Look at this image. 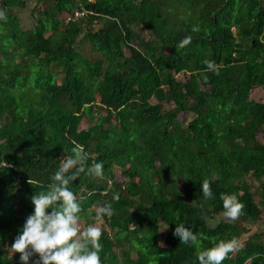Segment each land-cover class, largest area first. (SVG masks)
<instances>
[{
    "label": "trees",
    "instance_id": "trees-1",
    "mask_svg": "<svg viewBox=\"0 0 264 264\" xmlns=\"http://www.w3.org/2000/svg\"><path fill=\"white\" fill-rule=\"evenodd\" d=\"M36 1L24 29L27 0H0V264H21L8 249L75 144L103 164V178L69 184L82 225L97 202L114 209L101 264H199L179 223L201 251L237 238L223 264H264V232L251 234L264 219V102L251 98L264 88V0ZM222 193L244 204L238 220Z\"/></svg>",
    "mask_w": 264,
    "mask_h": 264
},
{
    "label": "clouds",
    "instance_id": "clouds-1",
    "mask_svg": "<svg viewBox=\"0 0 264 264\" xmlns=\"http://www.w3.org/2000/svg\"><path fill=\"white\" fill-rule=\"evenodd\" d=\"M0 19H7L3 11H0ZM199 31L198 25L193 26V33ZM191 42L192 36H185L176 47L184 49ZM204 63L209 70L219 74L214 62L206 60ZM204 80L207 82L206 76ZM71 152L73 155L63 160L50 178L52 182L48 190L32 197L34 212L27 217L21 233L8 249L12 255H20L21 264H29L30 261L31 264H101L100 240L103 232L100 225L105 216L111 218L114 215V209L110 203L97 202L98 207L92 217L95 223L82 225V207L69 184L77 180L82 173L103 178V164L93 163L90 167L87 166L89 155L80 144H75ZM4 167L10 165L4 161ZM28 183L33 185L35 181L30 179ZM201 191L205 199L213 198L208 179L202 181ZM220 198L223 201L225 218L233 222L238 220L244 209V204L238 196L222 193ZM113 199L118 200L119 196L114 195ZM167 228L168 225L165 230ZM173 235L178 236L181 243L197 248L199 264H223L229 254L241 246L237 238H232L228 241L221 240L213 247L201 251L198 235L185 228L184 223L176 224ZM33 256L38 259L32 260Z\"/></svg>",
    "mask_w": 264,
    "mask_h": 264
},
{
    "label": "rangeland",
    "instance_id": "rangeland-1",
    "mask_svg": "<svg viewBox=\"0 0 264 264\" xmlns=\"http://www.w3.org/2000/svg\"><path fill=\"white\" fill-rule=\"evenodd\" d=\"M36 4H37L36 0H27V7L17 10V15L20 18L21 24H22L24 29L33 28V19L31 17V11H32V8L34 6H36ZM48 31L49 32L47 33V35L51 34V32L53 31V28H52L51 24H49V30ZM86 45L88 47V44H86ZM85 55L88 56V57H92L94 54L89 49V50L86 51ZM251 98L255 99V100H258V101H263L264 102V91H263V89H260L258 91H253L252 94H251ZM180 119L185 120L186 117L181 115ZM87 126H88V121L86 119H84L82 121V123H81V127L80 128L81 129H86ZM260 140L263 142L264 141V137L260 138ZM115 173H116V180L118 182H122L123 178H122L121 173L119 172V170H116ZM256 200L259 201V198L256 197ZM162 228H163V232L165 233L164 234V237H165V236H167V233L170 232V231H169L168 228H167V230H165L166 226H163ZM251 228H252V232H253L251 234H255L257 231L258 232H261V231L264 232V219L260 221L259 225L253 226Z\"/></svg>",
    "mask_w": 264,
    "mask_h": 264
},
{
    "label": "crops",
    "instance_id": "crops-1",
    "mask_svg": "<svg viewBox=\"0 0 264 264\" xmlns=\"http://www.w3.org/2000/svg\"><path fill=\"white\" fill-rule=\"evenodd\" d=\"M260 89H263V91H264V88H259V89H256V90H254V91H258V90H260ZM255 100V99H254ZM256 101H258V100H256ZM258 102H263V101H258Z\"/></svg>",
    "mask_w": 264,
    "mask_h": 264
},
{
    "label": "built area",
    "instance_id": "built-area-1",
    "mask_svg": "<svg viewBox=\"0 0 264 264\" xmlns=\"http://www.w3.org/2000/svg\"><path fill=\"white\" fill-rule=\"evenodd\" d=\"M79 16H81V13H76L75 14V17H79Z\"/></svg>",
    "mask_w": 264,
    "mask_h": 264
}]
</instances>
